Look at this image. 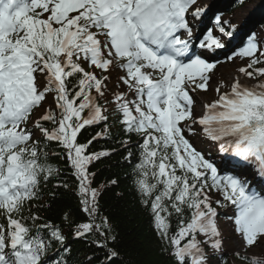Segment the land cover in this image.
Listing matches in <instances>:
<instances>
[{
  "label": "snow or ice",
  "instance_id": "6c2138e0",
  "mask_svg": "<svg viewBox=\"0 0 264 264\" xmlns=\"http://www.w3.org/2000/svg\"><path fill=\"white\" fill-rule=\"evenodd\" d=\"M209 12L199 0H0V264H44L56 244L68 251L62 232L31 211L60 173L50 144L64 151L84 214L63 219L104 264H118L119 239L100 203L108 184L94 187L91 171L115 151H93L111 137V114L129 163L138 138L133 190L168 264H228L218 216L229 205L239 238L233 261L264 264V191L241 179L252 166L264 179V39L215 14L196 35ZM219 50L242 61L238 73L252 83L238 75L219 84L197 117L192 93L209 90ZM197 128L233 158L235 174H221L194 146Z\"/></svg>",
  "mask_w": 264,
  "mask_h": 264
},
{
  "label": "trees",
  "instance_id": "16d2710c",
  "mask_svg": "<svg viewBox=\"0 0 264 264\" xmlns=\"http://www.w3.org/2000/svg\"><path fill=\"white\" fill-rule=\"evenodd\" d=\"M256 1L259 4H264V0H232L228 6H225L226 10L221 13H226L231 21L236 11L244 10ZM255 20L264 33V14ZM213 22L212 19L211 25ZM238 23L240 24V21ZM108 123L111 125V137L95 143L93 151L102 149H115V151L109 158L98 162L91 171L96 173L94 187L99 188L101 185L108 184V187L103 189L100 203L104 213L111 217L115 234L119 239L118 247L121 255L118 264H168L167 257L162 253L160 245L152 233L149 215L138 204L137 195L133 190V164L138 162L139 157L138 138L133 137L131 140L130 148L134 155L132 163H129L124 159L127 152L120 143L127 137L119 130L117 116L111 114ZM99 131L101 128L95 127L94 130L90 129L85 132L80 138L81 142L90 139ZM212 150L215 151L214 148ZM47 151L49 152V162L53 167L59 168L60 173L49 183L42 185L40 199L34 201L31 211L42 218L40 223L47 222L62 232L66 237L65 244L68 251H65L62 245L56 244L55 247H51L47 251L44 264H87V257H100L98 261H95V264H104L103 253L94 250L88 243L77 240L73 234L75 228L70 227L63 219L65 214H71L72 220L78 223L84 219V214L78 210V197L74 192L76 181L63 158L62 147L50 144ZM112 179H117L119 185L112 186L109 183ZM64 184H68L70 187L64 188L62 186ZM118 193H122V195H117ZM25 215H27V210ZM28 224L33 228V232L37 230L31 220L28 221ZM46 231L41 229L40 235L45 237Z\"/></svg>",
  "mask_w": 264,
  "mask_h": 264
},
{
  "label": "rangeland",
  "instance_id": "374dc122",
  "mask_svg": "<svg viewBox=\"0 0 264 264\" xmlns=\"http://www.w3.org/2000/svg\"><path fill=\"white\" fill-rule=\"evenodd\" d=\"M226 1H229V0H226ZM200 4L208 6V8L210 9L209 17L211 14H215L218 11L219 6H220L219 4H213L211 2V0H204V2H202ZM225 4L226 3L224 2L223 5H225ZM260 4H259V2L256 1L253 5L248 6V8H246L244 10H240L239 12H237V14L235 16L236 19H238L239 21L241 19L242 20L241 23H243L245 20H249L252 17H257L261 13V11L264 7L262 5V6H259L258 8H256ZM254 9L256 10V13H255ZM223 19L226 20V18H223ZM235 21L236 20H234L233 22H235ZM203 30H204V28L198 30L196 35H200V32ZM239 30H241V29H239ZM258 39H260V38H258ZM195 50L197 52L200 51V49L198 47ZM222 51L223 50H219V54H224V56L219 55V54L214 56V57L218 58V60H214V61H218L219 64L217 65V68L214 71L212 80L210 81L209 90L206 93H201V92L192 93V95L194 97V101L197 102L198 106H200L199 104L204 105L205 103H209V102H212L213 100H215L217 98L215 88L221 83L226 84V85H230L232 83V79L236 78L238 75L240 76L242 83H245V84H251L252 83V81L250 79H246L242 76V74L238 73V68L243 66V62L240 61L238 58L235 59L234 61L228 60L226 51L224 53H222ZM116 76H117V72L114 71L112 73V79L114 81H115ZM224 90H228V89H224ZM51 99L52 98L50 95L49 96V103H51ZM203 113H204V109L202 112V111H200L199 108H196L195 114L197 117L202 116ZM196 131H197L196 135H194V136L190 135L188 138L191 140V142L194 144V146L199 151H201L203 154L204 153L206 155L210 154V151L206 147V145L208 144V139L203 136V134L199 131L198 128ZM241 179H244V178L241 177ZM214 198H215V195H214ZM229 206L233 207L231 205H229ZM226 212H227L226 210H222V212L219 214V217L221 219L218 220V224H219V227L221 228V230L225 236V250L228 251L229 253H231L232 249H235L236 247H238L239 238L233 235V229H232L233 228V222H232V220H227L229 217H231L233 215L228 214ZM222 219H223V221H222ZM257 251H259V250H257ZM216 261H219V260L216 259ZM214 264H216L215 261H214ZM231 264H235V262L232 261Z\"/></svg>",
  "mask_w": 264,
  "mask_h": 264
},
{
  "label": "bare ground",
  "instance_id": "6f19581e",
  "mask_svg": "<svg viewBox=\"0 0 264 264\" xmlns=\"http://www.w3.org/2000/svg\"><path fill=\"white\" fill-rule=\"evenodd\" d=\"M234 79H232V81H233ZM200 106H198V104H197V102H195V104H194V109L196 110V108H199L200 109V111H202L203 112V105L202 104H199Z\"/></svg>",
  "mask_w": 264,
  "mask_h": 264
}]
</instances>
